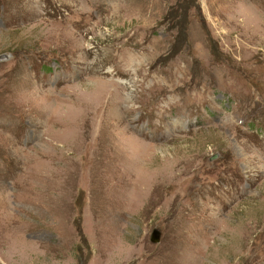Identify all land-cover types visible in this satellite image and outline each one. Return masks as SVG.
<instances>
[{"label":"rangeland","instance_id":"rangeland-1","mask_svg":"<svg viewBox=\"0 0 264 264\" xmlns=\"http://www.w3.org/2000/svg\"><path fill=\"white\" fill-rule=\"evenodd\" d=\"M0 56V264H264V0H0Z\"/></svg>","mask_w":264,"mask_h":264},{"label":"water","instance_id":"water-1","mask_svg":"<svg viewBox=\"0 0 264 264\" xmlns=\"http://www.w3.org/2000/svg\"><path fill=\"white\" fill-rule=\"evenodd\" d=\"M6 59L5 56H0V60ZM152 242H157L159 240V233L157 231H153L152 236H151Z\"/></svg>","mask_w":264,"mask_h":264}]
</instances>
